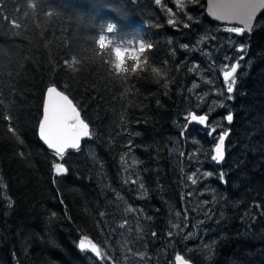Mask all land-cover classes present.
<instances>
[{
  "label": "trees",
  "instance_id": "trees-1",
  "mask_svg": "<svg viewBox=\"0 0 264 264\" xmlns=\"http://www.w3.org/2000/svg\"><path fill=\"white\" fill-rule=\"evenodd\" d=\"M206 3L0 0V264H264V14L239 36ZM242 55L229 107L211 110ZM49 87L90 128L63 159L37 135ZM189 112L233 114L222 163Z\"/></svg>",
  "mask_w": 264,
  "mask_h": 264
},
{
  "label": "snow or ice",
  "instance_id": "snow-or-ice-1",
  "mask_svg": "<svg viewBox=\"0 0 264 264\" xmlns=\"http://www.w3.org/2000/svg\"><path fill=\"white\" fill-rule=\"evenodd\" d=\"M155 3L160 4L161 0H155ZM255 8L256 4L253 3L252 0H223L222 3L214 6L213 15H216L218 19L231 17L238 18L244 27H227L226 31L240 35L246 30L249 32L251 31ZM169 23H172V21H169ZM187 26L188 25L185 24V27ZM113 31L114 25L109 24L107 26V32L112 33ZM101 40H103V37H101ZM138 43L141 50H145L146 46L149 49L152 47L150 43L146 44L143 40L138 41ZM236 50L242 53L246 51L243 45L238 46ZM226 59H230V57H226ZM243 59L244 56L242 55L230 67L228 65H224L223 79L228 95L224 96L223 90H218V93L219 95L224 96L226 100H232L234 98L232 93L234 92L237 83L236 73L240 67L239 60ZM153 71L156 73V68H153ZM197 86L198 85L195 83L192 85L193 88ZM213 103L215 104L216 101H213ZM219 106H225L223 101L220 102ZM185 119L189 123L197 122L199 125L208 126L207 114L196 115L194 112H189ZM224 119H226V121L230 124L233 120V114L229 112ZM216 130L217 125L211 126L208 135L211 137ZM39 135L47 147L52 149L58 158L63 159L64 154L68 149H80L81 139L82 137L89 135V129L88 126L79 119L78 113L67 106L64 98L59 96L57 92L53 91L50 95L47 93V100L43 109V119L39 126ZM228 135L229 130H225L220 132L218 137H215L217 142L212 150L211 160L217 164L224 161V146ZM54 170L57 175L64 174L66 172V168L59 163L54 165ZM211 175H213L211 171L205 172V176ZM220 179L223 180V171L220 172ZM193 183H195V180H193ZM79 246L81 250H84L86 247L85 241L82 240ZM88 246H90L92 252H95V248L91 241H88ZM175 259L177 262H180L181 256L177 255Z\"/></svg>",
  "mask_w": 264,
  "mask_h": 264
},
{
  "label": "water",
  "instance_id": "water-1",
  "mask_svg": "<svg viewBox=\"0 0 264 264\" xmlns=\"http://www.w3.org/2000/svg\"><path fill=\"white\" fill-rule=\"evenodd\" d=\"M223 0H207V3H206V15L207 17L211 20V21H214L222 26H227V27H244V25L242 23H240L239 19L238 18H235V17H231V18H224V19H218L216 17V15H213V11H214V6L216 4H219V3H222ZM253 3L256 4V8H255V13H254V16H253V20H252V27H251V31H244L243 34H240L239 36H243L244 34H250L255 26V23L256 21L258 20V18L260 16H262L264 14V0H252ZM237 35V34H236ZM53 91L57 92V94L61 97L64 98V101L66 102L67 106L72 109L73 111L77 112L78 113V117L80 120L83 121L82 117H81V114L79 112V110L77 109V107L74 105V103L71 101V99L65 95L64 93H62L61 91H59L57 88L55 87H49L46 91H45V94H44V99H43V105H42V116H41V120L39 122V125H38V128H37V135H38V138L40 140V142L44 145V147L51 153L55 154L53 152L52 149H49L47 147V145L43 142V140L40 138V135H39V126H40V123L43 119V109H44V105L46 103V100H47V93L50 95ZM186 120V119H185ZM226 120V119H225ZM187 121V120H186ZM74 122V121H73ZM86 125L87 123L85 121H83ZM188 122V121H187ZM209 122V117H208V121H207V124ZM227 122V121H226ZM233 122V120H232ZM232 122L230 124H232ZM189 123V122H188ZM228 123V122H227ZM189 124H194V125H197V126H200L201 128L205 129L206 126H202V125H199L197 122H192V123H189ZM229 124V123H228ZM88 126V125H87ZM88 129H89V135H90V128L88 126ZM82 137L81 139V145H82V142L85 141L88 137ZM226 142V140H225ZM68 151H77L75 149H68L66 152ZM224 151H225V146H224ZM65 152V153H66ZM225 159V158H224ZM177 255H180L179 253H175L174 257H173V264H191L189 261H187L182 255L181 256V261L180 262H177L175 257Z\"/></svg>",
  "mask_w": 264,
  "mask_h": 264
},
{
  "label": "rangeland",
  "instance_id": "rangeland-1",
  "mask_svg": "<svg viewBox=\"0 0 264 264\" xmlns=\"http://www.w3.org/2000/svg\"><path fill=\"white\" fill-rule=\"evenodd\" d=\"M145 48H147V46ZM131 50H132V53L134 55H136V56H139V58H142L143 57L142 55L145 52V50H141L140 49L139 43L136 44V45L133 44V47L131 48ZM126 51H127V49L124 46H118V47L115 48V52H116L117 56H119V58H122L124 56V54L126 53ZM221 75H222V79H223V73ZM218 90H220V89L217 86L214 89L213 94L211 95V96H213V98H212V107H211V110H213V111H218L220 109L221 110H225V108L229 107V105H230V100H226L224 98V96L228 95L227 91H226V86H225V89L223 90L224 91V96L219 95ZM213 101H216V103L214 104ZM221 101H223V103L225 105L224 107H220L219 106ZM224 122H225L224 117H220V118H217V119L213 120V122H211V123L209 122L207 124L208 126L206 128H209V130H210L211 126L217 125V130H216V132L213 133L215 143L217 142L215 137H218V135H219L218 130L223 128ZM204 168H205V163H204L203 160H201L200 164L197 163V164L192 165L191 168H189V172L188 173H189L190 177L193 180H195V181L198 180L199 181L202 178V173H203ZM86 249L91 251L90 246H88V244L86 245ZM95 252H97L96 248H95Z\"/></svg>",
  "mask_w": 264,
  "mask_h": 264
}]
</instances>
